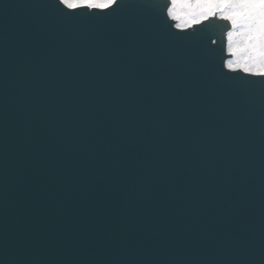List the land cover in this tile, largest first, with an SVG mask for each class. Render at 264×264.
Returning a JSON list of instances; mask_svg holds the SVG:
<instances>
[{
  "label": "snow or ice",
  "instance_id": "obj_1",
  "mask_svg": "<svg viewBox=\"0 0 264 264\" xmlns=\"http://www.w3.org/2000/svg\"><path fill=\"white\" fill-rule=\"evenodd\" d=\"M254 3L0 8V264H264Z\"/></svg>",
  "mask_w": 264,
  "mask_h": 264
},
{
  "label": "clouds",
  "instance_id": "obj_2",
  "mask_svg": "<svg viewBox=\"0 0 264 264\" xmlns=\"http://www.w3.org/2000/svg\"><path fill=\"white\" fill-rule=\"evenodd\" d=\"M254 9L251 20L237 29L249 37L245 43L246 50L231 59L229 66L252 75H264V0H255Z\"/></svg>",
  "mask_w": 264,
  "mask_h": 264
},
{
  "label": "water",
  "instance_id": "obj_3",
  "mask_svg": "<svg viewBox=\"0 0 264 264\" xmlns=\"http://www.w3.org/2000/svg\"><path fill=\"white\" fill-rule=\"evenodd\" d=\"M19 2H20V0H0V8H3V7H5L8 4L19 3ZM214 39H215V37H214ZM214 47L217 48V56H218V58H217V69L219 70V68H220V60H219V55H220V52H219L220 42L218 41L217 45L214 46Z\"/></svg>",
  "mask_w": 264,
  "mask_h": 264
}]
</instances>
